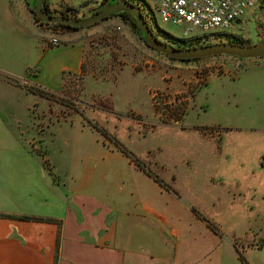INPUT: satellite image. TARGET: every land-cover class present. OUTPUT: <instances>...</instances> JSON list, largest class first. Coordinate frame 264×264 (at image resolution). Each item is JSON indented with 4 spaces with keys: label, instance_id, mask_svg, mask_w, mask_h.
Masks as SVG:
<instances>
[{
    "label": "rangeland",
    "instance_id": "rangeland-1",
    "mask_svg": "<svg viewBox=\"0 0 264 264\" xmlns=\"http://www.w3.org/2000/svg\"><path fill=\"white\" fill-rule=\"evenodd\" d=\"M22 3L7 16L0 11V60L17 74L0 69V78L23 90L0 82V111L22 156L39 167L44 159L53 174L90 175L79 183L82 190L104 189L114 159L109 156L121 152L113 136L161 185L212 216L250 264H264V56L170 59L117 14L76 28L67 38L57 32L73 29L35 20ZM47 4L53 11L62 5ZM82 13L90 14L86 8L77 12ZM155 18L173 36L183 34L179 25ZM31 31L38 38L28 36ZM257 33L264 38L252 17L236 36L252 43ZM51 36L57 45L49 44ZM81 45L80 70L73 72L74 48ZM13 56L19 59L11 62ZM25 83L51 92V99L26 90ZM155 90L159 96H151ZM97 148L106 163H93Z\"/></svg>",
    "mask_w": 264,
    "mask_h": 264
},
{
    "label": "crops",
    "instance_id": "crops-1",
    "mask_svg": "<svg viewBox=\"0 0 264 264\" xmlns=\"http://www.w3.org/2000/svg\"><path fill=\"white\" fill-rule=\"evenodd\" d=\"M21 5L22 0H0V11H7L2 12L7 16ZM28 21L32 24L30 15ZM75 32L76 28L57 33L69 38ZM38 34L31 31L28 36ZM82 49V45L74 48L73 72L80 70ZM0 69L17 75L1 60ZM0 82L6 81L0 78ZM8 137L0 111V264H242L240 248L212 216L198 210L217 230L193 213L194 205H186L179 194L120 151L109 156L114 159L109 162L108 185L87 191L79 183L90 175L61 176L51 164L54 174L50 173L41 156L39 167L24 158L19 143Z\"/></svg>",
    "mask_w": 264,
    "mask_h": 264
},
{
    "label": "built area",
    "instance_id": "built-area-1",
    "mask_svg": "<svg viewBox=\"0 0 264 264\" xmlns=\"http://www.w3.org/2000/svg\"><path fill=\"white\" fill-rule=\"evenodd\" d=\"M101 0H60L57 11L70 9L75 17L78 11H88ZM75 4H77L75 6ZM143 6L149 20L156 22V14L162 21L177 24L182 29L181 37H204L214 34H235L245 20L254 17L264 32V0H137ZM85 12V11H84ZM119 28L118 25L115 26ZM50 45H57L55 36L49 39ZM201 79V73H196ZM160 92V90H159ZM155 90L151 96L156 95ZM182 107L174 111V118L181 115Z\"/></svg>",
    "mask_w": 264,
    "mask_h": 264
},
{
    "label": "water",
    "instance_id": "water-1",
    "mask_svg": "<svg viewBox=\"0 0 264 264\" xmlns=\"http://www.w3.org/2000/svg\"><path fill=\"white\" fill-rule=\"evenodd\" d=\"M33 13L45 23H62L70 26L82 27L90 25L99 19L122 11L131 14L138 26L139 34L144 42L154 50L166 56L180 58H203L214 55H229L239 58L262 57L264 56V38L260 33L256 34V41L252 43H235L230 41L208 42L187 47H176L170 43L158 39L147 22L139 8L128 0H102L97 10L87 16L69 17L61 14H50L41 8L43 0H26Z\"/></svg>",
    "mask_w": 264,
    "mask_h": 264
},
{
    "label": "trees",
    "instance_id": "trees-1",
    "mask_svg": "<svg viewBox=\"0 0 264 264\" xmlns=\"http://www.w3.org/2000/svg\"><path fill=\"white\" fill-rule=\"evenodd\" d=\"M130 1L131 3H133L134 5H136L142 16H143V19L147 22L149 28L152 30V32L155 34H159L161 36L164 37V42H170L172 43L173 46H176V47H187V46H192V45H198V44H203V43H207V42H210L209 41V38H213V37H217V36H226L225 38V41H230V42H235V43H244V41L242 40H239L237 39V36H236V33L235 34H214V35H210V36H204V37H175L173 36L172 34H170L169 32L161 29L160 27H158L154 22H152L151 20H149V17L147 15V12H145L143 6L137 4V0H128ZM26 2V1H25ZM41 8L46 10L47 12H49L50 14H61V15H65V16H69V17H75V13L73 11H71L70 9L67 8V10H64V11H53V10H49L48 8V4H47V1H44L43 4L41 5ZM29 10L32 12L33 14V18L39 22H42L34 13L33 11L29 8ZM93 10H96L95 8H91L89 9L88 11L90 13H92ZM117 15H119L120 17H122L123 19H126V20H129V24L132 26V27H135L138 29V26L137 24L135 23L134 19L132 18L131 14L127 11H122V12H119V13H116ZM81 16H85L84 13H82ZM80 16V17H81ZM109 16V15H108ZM108 16H105L103 18H106ZM101 18V19H103ZM42 23H45V22H42ZM45 24H49V23H45ZM50 24H53V25H57V26H60L61 28H67V29H75V28H78L76 26H70L68 24H62V23H50ZM142 38V37H141ZM143 39V38H142ZM152 48V47H150ZM216 56V55H214ZM168 58L170 59H175V58H172V57H169L167 56ZM209 57V56H208ZM236 57V56H235ZM204 58V57H203ZM197 59H200V58H180L178 60L180 61H190V60H197ZM5 78L7 80H10V81H14L11 77L9 76H6L4 75ZM15 82V81H14ZM23 87L32 92V93H36L38 95H42L48 99H51L52 97V93L43 89V88H40L38 86H34V85H29V84H23ZM99 131H101L104 136H109V134L101 127H99ZM110 139L113 141V143L115 144V146L125 155L127 156L130 160H132L138 167L144 169L142 167V165L140 164V161L139 159L130 151L128 150L119 140H117L116 138H114L113 136H109ZM148 174L152 175L149 171H147L146 169H144ZM154 176V175H153ZM154 178L160 182V180L154 176ZM166 188H168L167 186H165ZM191 210L193 211L194 214H196L198 217H200L201 219H203L206 224L208 226H210L213 230H217V227L216 225L211 222L209 219H207L206 217H204V215H202L200 212H198V210H196L193 206H191ZM20 218L22 219H39L38 217H34V216H29V215H22L20 216ZM262 245V244H260ZM258 245V246H260ZM237 253H238V257L239 259L241 260L242 264H250L246 259L245 257L243 256L242 252L240 250H237Z\"/></svg>",
    "mask_w": 264,
    "mask_h": 264
},
{
    "label": "flooded vegetation",
    "instance_id": "flooded-vegetation-1",
    "mask_svg": "<svg viewBox=\"0 0 264 264\" xmlns=\"http://www.w3.org/2000/svg\"><path fill=\"white\" fill-rule=\"evenodd\" d=\"M44 1H47V3H48V0H43V2H44ZM101 1H102V0H101ZM101 1H100V2H101ZM32 2H34V0H32ZM43 2H42V4H43ZM100 2H99L98 4H96L95 6H93L92 8H95V9L97 10V9L99 8V6H100ZM93 11H95V10H93ZM93 11H92V12H93ZM109 15H113V14H109ZM107 16H108V15H107ZM78 28H79V27H78ZM155 35H156V34H155ZM156 36H157V35H156ZM146 45H147V44H146Z\"/></svg>",
    "mask_w": 264,
    "mask_h": 264
}]
</instances>
